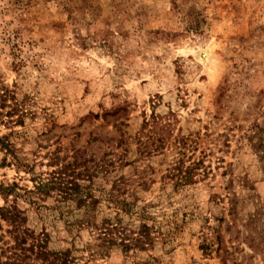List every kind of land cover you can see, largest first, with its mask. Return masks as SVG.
<instances>
[{"label": "rangeland", "instance_id": "obj_1", "mask_svg": "<svg viewBox=\"0 0 264 264\" xmlns=\"http://www.w3.org/2000/svg\"><path fill=\"white\" fill-rule=\"evenodd\" d=\"M0 85L22 120L0 123L16 153L0 147V186L33 189L66 167L86 202L101 200H18L50 252L264 264V0H0ZM117 214L126 231L146 223L152 243H102Z\"/></svg>", "mask_w": 264, "mask_h": 264}, {"label": "trees", "instance_id": "obj_2", "mask_svg": "<svg viewBox=\"0 0 264 264\" xmlns=\"http://www.w3.org/2000/svg\"><path fill=\"white\" fill-rule=\"evenodd\" d=\"M12 93L10 90L0 85V123L17 124L21 123V117L16 114L15 104L11 103ZM156 117H158L156 115ZM155 117V118H156ZM165 129L162 130L161 140L165 143V133L168 124L164 123ZM160 140V141H161ZM181 143V144H179ZM181 138L178 140L177 149L181 150L184 145ZM0 147L8 152L11 159H16V153L4 138H0ZM3 158V162H5ZM179 163V158H177ZM179 171L178 182H188L192 177L191 167L185 166L183 169L176 165ZM66 167L58 168L49 172V176L43 180H33V189H26L20 187L17 183L12 182L6 186H0V191L3 197V204L0 205V264H70L67 251L53 253L46 248V241L40 233L28 228L26 223L25 210L18 205V200L25 194L27 201L31 204H37L38 199L42 195L48 193L50 190L57 189V191L76 190L77 198L76 205L81 206L89 204L91 206L101 204V200L90 197L89 201L85 199L87 193L81 195V185L74 180H67L64 178ZM22 190V191H21ZM36 193L35 199L30 198V194ZM10 197V198H9ZM128 204L125 200H121L120 208L126 211ZM115 223H107L103 227V235L101 237L102 243L107 245L120 244L127 249L131 246L143 248L152 243L149 226L141 222L133 229H127L126 226L120 223V215L117 214ZM3 223L5 228H3ZM112 235H117L112 237ZM107 235V236H106Z\"/></svg>", "mask_w": 264, "mask_h": 264}]
</instances>
